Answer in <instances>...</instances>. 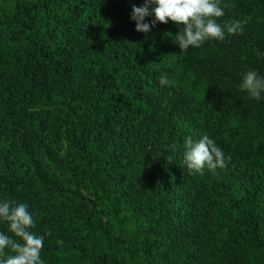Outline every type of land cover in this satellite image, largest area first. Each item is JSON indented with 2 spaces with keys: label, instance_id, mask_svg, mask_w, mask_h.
I'll use <instances>...</instances> for the list:
<instances>
[{
  "label": "trees",
  "instance_id": "1",
  "mask_svg": "<svg viewBox=\"0 0 264 264\" xmlns=\"http://www.w3.org/2000/svg\"><path fill=\"white\" fill-rule=\"evenodd\" d=\"M143 2L0 0V201L44 264H264V93L239 88L264 76V0H221L243 34L186 51L171 21L135 30ZM204 135L226 166L189 174Z\"/></svg>",
  "mask_w": 264,
  "mask_h": 264
},
{
  "label": "clouds",
  "instance_id": "2",
  "mask_svg": "<svg viewBox=\"0 0 264 264\" xmlns=\"http://www.w3.org/2000/svg\"><path fill=\"white\" fill-rule=\"evenodd\" d=\"M226 7L227 4L221 6V0H144L139 7L133 4L130 19L135 21V30L145 34L157 22L166 24L171 21L179 27L177 44L181 51H186L190 47H200L208 40L222 41L225 32L229 35L243 34L247 20L217 22L225 15ZM145 17L152 19L145 22ZM159 83L169 86L171 82L166 75H162ZM239 88L250 98L259 100L264 93V76L255 70H248L243 74ZM168 147L175 149L176 145ZM184 149L183 161L189 174H202L204 168L215 171L226 166L223 151L207 135L198 140L186 138ZM166 160L172 162L171 155ZM0 221L7 223L8 233L11 234L0 232V264H44L40 255L44 236L32 231L36 222L26 203L8 199L0 201Z\"/></svg>",
  "mask_w": 264,
  "mask_h": 264
}]
</instances>
